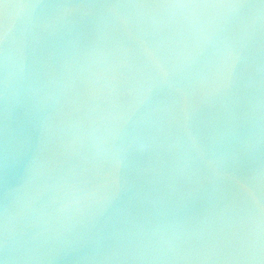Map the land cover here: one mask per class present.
I'll return each mask as SVG.
<instances>
[{"label":"water","instance_id":"water-1","mask_svg":"<svg viewBox=\"0 0 264 264\" xmlns=\"http://www.w3.org/2000/svg\"><path fill=\"white\" fill-rule=\"evenodd\" d=\"M3 264H264V0H0Z\"/></svg>","mask_w":264,"mask_h":264},{"label":"snow or ice","instance_id":"snow-or-ice-1","mask_svg":"<svg viewBox=\"0 0 264 264\" xmlns=\"http://www.w3.org/2000/svg\"><path fill=\"white\" fill-rule=\"evenodd\" d=\"M0 264H3V261L2 260H0Z\"/></svg>","mask_w":264,"mask_h":264}]
</instances>
